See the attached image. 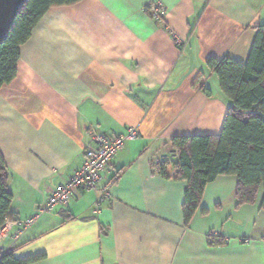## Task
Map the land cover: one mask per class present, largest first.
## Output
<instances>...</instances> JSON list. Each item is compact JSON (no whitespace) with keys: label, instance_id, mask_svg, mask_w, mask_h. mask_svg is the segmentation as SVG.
I'll use <instances>...</instances> for the list:
<instances>
[{"label":"crops","instance_id":"0c3cea01","mask_svg":"<svg viewBox=\"0 0 264 264\" xmlns=\"http://www.w3.org/2000/svg\"><path fill=\"white\" fill-rule=\"evenodd\" d=\"M157 3L163 23L147 13ZM262 24L264 0H83L50 9L21 46L16 77L0 88L7 221L35 216L82 166L91 130L135 129L138 139L104 174L100 188L114 180L109 200L97 206L98 194L76 190L66 209L42 214L0 251L45 256L32 264H264L262 189L254 205L237 206V179L219 176L185 226L186 183L172 167L167 179L154 172L173 138L221 134L230 102L207 61L245 63ZM172 35L186 42L183 51Z\"/></svg>","mask_w":264,"mask_h":264},{"label":"trees","instance_id":"16d2710c","mask_svg":"<svg viewBox=\"0 0 264 264\" xmlns=\"http://www.w3.org/2000/svg\"><path fill=\"white\" fill-rule=\"evenodd\" d=\"M83 0H28L18 13L7 38L0 44V88L17 74L20 48L52 8L76 5ZM256 36L245 63L230 58L210 59L208 69L217 77L220 91L230 102L219 136L176 137L170 150H177L176 162H159L154 172L167 179L166 169L175 171L174 180L186 183L182 216L188 226L197 212L205 187L219 176L237 179V206L254 205L263 190L264 211V24L255 27ZM210 96V91L198 87ZM10 175L0 154V228L10 220ZM204 213V212H203ZM45 256L20 260L3 253L0 264H32Z\"/></svg>","mask_w":264,"mask_h":264},{"label":"built area","instance_id":"2783aa9c","mask_svg":"<svg viewBox=\"0 0 264 264\" xmlns=\"http://www.w3.org/2000/svg\"><path fill=\"white\" fill-rule=\"evenodd\" d=\"M147 13L149 18L156 23H163L165 19V11L159 3L149 6ZM172 38L175 46L183 51L186 42L176 35H172ZM89 138L90 144L84 151L82 166L65 183L49 192L46 202L35 216L28 219L6 221L0 228V243L7 237H11L13 243H16L39 216L50 213L56 208L66 209L76 190L98 194L97 206L109 200L110 188L114 180H110L102 188H100V183L114 156L128 141L138 139V133L135 129H130L126 135L111 136L91 130ZM179 157L180 153L177 150H169L160 157V162H176ZM13 228H15L14 231H12ZM2 254L3 252L0 251V256Z\"/></svg>","mask_w":264,"mask_h":264},{"label":"water","instance_id":"95a60500","mask_svg":"<svg viewBox=\"0 0 264 264\" xmlns=\"http://www.w3.org/2000/svg\"><path fill=\"white\" fill-rule=\"evenodd\" d=\"M28 0H0V44L11 31L15 19Z\"/></svg>","mask_w":264,"mask_h":264},{"label":"rangeland","instance_id":"374dc122","mask_svg":"<svg viewBox=\"0 0 264 264\" xmlns=\"http://www.w3.org/2000/svg\"><path fill=\"white\" fill-rule=\"evenodd\" d=\"M215 82V80L212 82V80H210L208 83H207V88L213 90V92H216L215 88L213 87V83ZM167 152H165L164 154H166Z\"/></svg>","mask_w":264,"mask_h":264}]
</instances>
